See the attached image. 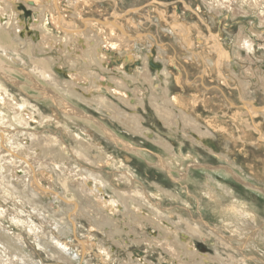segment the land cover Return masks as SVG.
Instances as JSON below:
<instances>
[{
  "label": "rangeland",
  "instance_id": "obj_1",
  "mask_svg": "<svg viewBox=\"0 0 264 264\" xmlns=\"http://www.w3.org/2000/svg\"><path fill=\"white\" fill-rule=\"evenodd\" d=\"M68 1L63 0L65 4ZM92 1L94 3L92 5L93 8L88 11L89 13H86V18H94L100 20V22H107L103 18L111 19V22L118 20L121 26L122 24L126 26L124 29L126 28L125 30L129 33H132L134 29H130L127 21L133 18L132 20L141 29V34L151 33L155 40H157L154 46L157 50L163 45L165 55H167L166 65L171 72L169 84L170 96H180L184 111L196 120L203 130L207 129L213 135V138L211 137V145L208 144L207 146L217 151L219 150L221 157L224 156L226 159V163L215 157L214 154H210L200 145L191 144L189 140L181 135H169V131L162 127L157 116L154 115L148 106L146 107V113L139 110V113L145 119L143 125L147 129L156 132L164 140H168L174 146L177 156L181 155V157L179 156L177 158L179 159L178 161H176L177 159L170 160V156L151 141L149 142L137 137L132 139L114 122L110 123V120H102L104 119V114H106L105 112L102 111V113H99L91 110V108L84 110L85 108L82 103L76 100L71 101L70 103L74 106L73 110H76V113L83 111L86 115L90 114L94 118L101 120V123L105 124L112 132H115L118 137L121 136L132 147L141 149L143 152L140 154L146 155L145 159L139 155H134L124 148L116 147V144L110 143L112 142L111 140L98 137L95 134L108 155L111 154L117 162H123L129 167L127 170L122 166L118 168L106 166L101 174L107 177L110 176V178L121 177V175L125 176L123 172L126 170L133 177L131 179V185L122 183L119 179H116L114 180L116 183H112V186L115 188L106 186L104 189L107 196L111 198V201L113 200L115 206H111L114 208L113 212L116 210V213H113L110 207V211L106 210L104 212L110 215L121 229L126 230L127 235L123 232L121 238L115 237L116 239L113 240L107 235L108 231L106 229L91 228L90 224L78 216L74 220L76 228L74 235H70L65 240L72 252L84 256L78 264H178L172 259L170 254L168 255L167 252L162 251L163 249L160 245H156V241L159 240L157 237V229L146 225L143 228H135L132 235H128L129 230L127 229L130 226L129 221L132 219L135 220V215L139 212L133 211L132 208H129L127 204L122 202L123 199L119 197L118 193L121 191L125 192L127 197L132 200L145 197L151 207L160 210L164 215L172 213V219L175 222L179 223L178 220L181 222L182 219L183 223L191 219L197 225L202 223L211 232L215 230L220 234L216 235L220 238L222 236L225 238L223 242H228L229 244L231 240L232 253L238 259L245 258L244 262L238 260L239 264H264V115L260 113L261 108H264V89L262 83H260L264 82V25L262 26V22H259L260 18L258 15V12H263V10H257V12L253 13L249 10V7L241 3L245 7V15L238 14L234 16L229 9H222L219 15L214 12L215 8L213 7L217 0ZM220 1L222 2V0ZM261 2L262 6H264V0ZM65 4L61 6L63 7ZM61 9L63 10V8ZM131 10H136V12L129 14ZM157 11L164 14V19H166L167 23L176 22L173 25L179 24L177 27L184 24L182 27L188 31L189 38L193 40L192 45L194 48L192 45L188 48L187 46L183 48L177 36L171 34L173 33V29L166 27L157 20ZM229 12L234 17H231ZM113 15H116V17L114 18ZM146 15L148 19L152 18L151 22L154 25L150 24L148 19L144 20ZM228 16L231 18L228 19ZM28 17L24 16V19L26 20ZM65 17L67 18L66 15ZM67 19H70V17L68 16ZM174 31L179 30L174 29ZM238 34L252 41V51L248 52L249 59H247V53H244V50L240 49L238 52L239 48L236 47ZM208 37L217 38L221 48L229 53V59L223 63V68L222 66L220 68L223 79H226V83L229 86L224 83V80L220 77L221 74L216 72V68L214 69L217 59L212 49H210V46L214 44V40L208 39ZM151 49L152 45L148 44V48L146 50L142 49L141 52L147 55ZM152 54L154 55V51ZM193 54L197 55V60L193 61V57L192 61H190L189 56ZM114 55L117 57L118 54L114 53ZM211 58L213 59L211 60ZM156 63L159 67H162L160 59ZM151 68L154 69L153 67L149 69L152 70ZM22 69L27 72L25 68ZM152 71L154 72V70ZM247 71L248 73H246ZM4 74L9 78L14 76L17 82L13 80L11 83L5 80L2 76ZM179 77L182 78L180 79L182 81L181 83L177 82V78ZM106 78L108 77H105V75L101 76L102 81ZM0 81L4 84L5 89L8 90V93L10 95L14 94L13 96L18 97L21 102H26L29 99V104L34 105L44 115L51 116L52 111H56L60 113V117L63 116L67 119L66 121L61 120L63 124V127H61L62 125L58 121L50 118L42 121V119L36 117L37 121H30L26 125V128L23 124H19L17 120H12L9 115L10 112L8 111V114H6L7 110L4 108L1 110L0 117H4L7 121L0 122V128L3 126L8 134L9 132L11 135L13 134L8 139V143L11 146L8 145V148L10 147V150L17 149L20 154L18 152L16 154L23 161H27V158L22 155L29 152L30 154H34L33 156L35 158L39 156L38 152H33L32 150L28 152L26 150L28 147L24 145V139H28L30 133L35 132L42 135L48 134L55 138L60 137L61 139H58L60 141L63 140L64 143L61 142L65 144L63 147L67 149L68 155H71L70 157L78 164L77 167L81 169L77 170L70 163H64V166L63 163L58 164L52 157L41 158L39 156L41 159L40 164H50L49 167L41 171L43 174L47 173V177L50 176L51 180H53H45L43 185L46 188L50 184L55 193L63 194V197L67 200L78 202L76 200L79 198H74V195L70 192H64L65 190L56 185L55 182L57 175L63 173L64 175H69L68 179L71 186H75L76 184L80 185V180H82V176L85 173L82 170H85V168L93 170V168L89 169L79 159L74 158V155L70 152L71 142L65 132H63L64 128H67L69 131L76 132L85 137V140L88 141L89 137L87 138L86 134L82 132V129L85 131L84 128L88 124L85 120L71 112V109L68 113H61L60 109H57L61 105L56 104L50 97V95H53L55 99V96L59 94L56 91L39 95L33 78L30 80L28 76H21V74L11 75L9 72H3L2 74L0 73ZM239 82L248 84V97L243 96ZM192 99L200 101L192 107ZM243 99L251 103L252 106L246 107L242 102ZM119 107L126 113H131L122 105ZM25 133L26 135H24ZM158 159L167 163L165 167L168 165L171 168L170 171H165L160 167L158 165L160 162ZM0 166L2 170L4 166ZM204 166H207V168H204ZM221 166L231 168L240 179L235 181L232 178V174L221 173V169L217 171V167L221 168ZM18 167L20 168L16 172H18L19 176L23 177L24 165L21 164ZM211 167L213 169L210 170ZM50 169L54 171L52 172ZM118 172L120 173L118 174ZM170 174L176 181L181 178V174L187 178L176 182ZM112 179L114 178H111V182L113 181ZM246 183L255 189L250 188ZM218 184H222L226 188L228 187L240 202L248 204L249 211L251 213L254 212V216L256 215L255 221L253 219L241 218L237 214L238 209L236 204H234L229 196L221 194ZM158 188L170 191L177 198L173 199L165 196L162 194V191H158ZM210 194L214 197L211 198ZM49 195V198L46 197L45 204L58 214L61 213L57 208L58 199L53 201V195ZM15 198L8 196L0 190V229L9 238L16 241L19 240V242L21 241L20 244L24 247L27 256H30V259L35 261V264H62L60 262L58 263L51 255H46L45 250H43L45 247L41 246L39 248L34 235L27 229V224L31 222L37 229L38 234L46 235L52 230V222L47 219L45 220L43 216L39 215L38 217L36 212L30 210L28 206L25 207L23 203ZM71 204L73 206L74 203ZM72 206L70 215H76L78 210L74 211L76 209L75 204L74 209ZM129 213L132 214L130 218ZM132 216L135 217L133 218ZM92 225L95 226L94 224ZM211 229L214 230L212 231ZM177 236L183 237V234L177 232ZM187 239L193 244V249L190 250L195 249L194 251L196 253L198 252V255L208 254L211 258L217 255L213 246L214 243L208 237H203L201 240ZM133 240L136 242H133ZM243 241L245 242L243 243ZM118 242H121L120 245L116 244ZM2 248L0 247V251H2ZM98 248L105 253H100L101 251ZM178 250L180 252V248ZM219 251L222 258L227 259L229 252L222 249ZM107 253L109 256L106 255ZM180 255L182 257L181 261L184 262V260L186 261L188 259L183 253ZM32 261H28V264H31ZM74 264L77 263L74 262ZM205 264L220 263H217V261H208Z\"/></svg>",
  "mask_w": 264,
  "mask_h": 264
},
{
  "label": "bare ground",
  "instance_id": "obj_2",
  "mask_svg": "<svg viewBox=\"0 0 264 264\" xmlns=\"http://www.w3.org/2000/svg\"><path fill=\"white\" fill-rule=\"evenodd\" d=\"M261 1L262 0H222L221 2L217 0L213 7L215 8L214 12L219 15L222 9H229L234 16L238 14L245 15L244 11L246 10L241 3L249 7V10L253 13L262 9L263 12H258V15L260 18L259 22H262L261 25L263 26L264 6H262ZM62 4H65L63 0H0V73L9 72L11 75L21 74V76H28L30 80L33 78L39 95H43V93L49 94L50 92L52 93V91L59 93L58 96H55V99L53 95H50V97L56 104L61 105L60 108L57 107V109H60L61 113H68L71 109V112L77 117L85 120L88 125L85 126V131L82 129V132L86 134L87 138L89 137V140L87 139L88 141L85 140V137L76 132L73 133L67 128H64L63 132H65L71 142L70 152L74 155V158L79 159L81 162L85 163L89 169L93 168V170H88V168L82 170L85 173L84 176H82V180H80L81 184H74L75 186L69 184L68 174H65L67 176L63 173L57 175V180L55 179L56 185L62 187L65 190L64 192L73 194L74 198H79L76 200L78 202L67 200L63 197V194L55 193L50 184L49 187L45 188V185H43L45 180L53 181L50 176L47 177V173L43 174L42 172L45 168L49 167L50 164H40V157H52L58 164L63 163L64 166V163H70L77 170L81 169L77 167L78 164L70 157L71 155H68L67 149L63 147V145L65 146V144H62L63 140H61V142L58 139L60 137L55 138L48 134L30 133L29 138L24 139V145L28 147L26 150H28V152L29 150L38 152L40 157L36 156L35 158L33 156L34 154H30L29 152L22 155L27 158V161H23L20 159L18 155L20 152H18L17 149H9L11 146L8 143V139H10L13 134L11 135L10 132L8 134L2 126V128H0V165H3L4 168L2 170L0 169V190L8 196L13 198L16 197L25 207L28 206L30 210L36 212L38 217L39 215L43 216L45 220L47 219L52 222V230L51 232L49 231L50 233L47 232L48 234L46 235L38 234L37 229L31 222L27 224V229L34 235L37 246L39 248H41V246L45 247L43 250H45L44 252L46 255H51L58 263L74 264L75 262L78 264L80 259H83L84 256L72 252L65 241L70 235H74L76 231L74 220H76L78 216L90 224L91 228L106 229V231H108L107 235L113 240L116 239L115 237L121 238L123 232L127 235L126 230L121 229L118 224L114 222L113 218L104 212L106 210L110 211V208L113 212L114 209L111 206L114 205L113 200L111 201V198L107 196L104 189L106 186L115 184L116 182H114V180L116 179H119L122 183L131 185V179L133 177L125 170L123 172L125 176L111 177L114 178L111 182L110 176L107 177L101 174L106 166L117 168L122 166L127 170L129 167L123 162H117L111 154L108 155L106 150L104 151L98 137L111 140L112 142L110 143L116 144V147L124 148L130 153L139 155L144 159L146 155L140 154L143 152L141 149L132 147L126 140L121 138V136L118 137L115 132H112L105 124H102L101 120L94 118L90 114L86 115L83 111L76 113L77 111L73 110L74 106L70 103L71 101L76 100L82 103L85 108L84 110L91 108V110L99 113H102V111L105 112L106 114H104V116L101 114L104 117L102 120H110V123L114 122L132 139L137 137L149 142L151 141L167 153L170 156V160H176L179 156L181 157V155L177 156L174 146L169 143L168 140H164L156 132L147 129L143 125L145 119L139 113V110L146 113V107L148 106V108L153 111L154 115L157 116L162 127L169 131V135H181L189 140L191 144L200 145L210 154H214L215 157L223 160L225 163L226 159L224 156L221 157L219 150L217 151L207 146L208 144L211 145V137L213 135L207 129L203 130L199 123L184 111L181 97L170 96L169 84L171 72L166 65L167 55H165L163 45L158 48L159 51L154 47L157 40H155L151 33L141 34V29L134 20H132L133 18L127 21L130 29H134L132 33L127 32L125 30L126 28L124 29L126 26L123 24L121 26L118 20L111 22V19L109 20L106 18L104 21L107 20V22H100V20L94 18H86V13H89L88 11L93 8L92 5H94V3L92 0H69L66 3L67 6H65V4L63 7L61 6ZM61 8H63V10ZM25 11L29 13L25 14ZM132 12H136V10H131L129 14ZM156 13L158 16L157 20L160 23L173 29V33L171 34L177 36L183 48H186V46L188 48L192 45L193 40L189 38L188 31L182 27L184 24L180 26L181 28L177 27L179 24L173 25L174 23L176 24V22L167 23L166 19H164V14L159 11ZM22 14L29 17L25 20ZM65 15L67 18L69 16L70 19H67ZM232 15L231 17H234ZM115 17L116 15L114 18ZM231 17L228 16L227 18L230 19ZM146 19H148L147 15L144 17V20ZM151 20L152 18H149L148 22L153 24ZM174 29H178L179 31H174ZM240 34H238L237 37L238 41L236 47L239 48L238 52L240 49L244 50V53H247V59H249L248 52L252 51V41ZM208 39L214 40L213 47L210 46V49H212L217 59L215 67H213L214 69L216 68V72L220 73V77L223 79L220 68L222 65L224 66L223 63L229 59V53L221 48L217 38L208 37ZM148 44L152 45V49L147 55H144L141 51L142 49L146 50ZM153 51L154 55L152 54ZM123 52H125V55ZM114 53L118 54L117 57ZM196 54L189 56V60L192 61L193 57V61L197 60ZM159 59L162 62V67H159L156 63ZM212 59L213 58H211V60ZM150 67L154 68H151L154 72L149 69ZM22 68H25L27 72ZM246 73H248V71ZM103 75L108 78L102 81L101 76ZM2 76L11 83L13 80L17 82L14 76H12V78H9L6 74ZM181 77L177 78L178 83L182 82L180 80L182 79ZM223 80L224 83L229 86V84L226 83V79L224 78ZM239 83L243 96L248 97V84L244 82ZM260 83H262L264 89V82ZM13 95L8 93V90L5 89L4 84L0 81V113L1 110L5 108L7 110L6 114H8V111L10 112L9 115L12 120H17L19 124H23L25 127L30 121H37L36 117L42 119V121L44 119L47 120V118L58 121V123L62 125L61 127H63L61 120H67L63 116L60 117V113L56 111H52L51 116L44 115V113L40 112L34 105L29 104V99L26 102H21L18 97ZM244 99L242 101L244 105L246 107H251L252 104ZM199 101L192 99V107ZM120 105L128 109L131 113H126L119 107ZM260 113L264 115V108H261ZM2 114L4 115V113ZM5 120L4 117H0V122ZM95 134L98 137H96ZM24 135H26V133ZM8 145L10 146L9 148ZM17 152L18 154H16ZM188 157L191 159L190 156ZM158 160L160 161L158 164L160 167L165 171H170L171 168H169L168 165L166 166L167 169L165 167L167 163H164V161L160 159ZM178 160L179 159L176 161ZM20 163L24 165L23 177L19 176L18 172H16V170L20 168L18 167L21 165ZM204 168H207V166H204ZM211 169L213 168L211 167L210 170ZM219 170L221 173L225 172L232 174V178L235 181L240 179L239 176L227 166H221V168L217 167V171ZM119 173L120 172H118V174ZM186 178V176L181 174V178L178 181L180 182ZM174 181L176 180L174 179ZM218 185L221 194L229 196L234 204H236L238 209L237 214L241 218L253 219V221H255L256 215L254 216V212L251 213L249 211L250 208L248 204L240 202L233 191L228 187H223L222 184ZM247 185L255 189L249 184ZM161 188H158V191H162V194L165 196H169L173 199L177 198V196L173 195L170 191H165ZM48 193L53 195V201L58 199L57 208L61 213L58 214L45 204L46 197H50ZM118 193L119 197L123 199L122 202L127 204L129 208H132L133 211L139 212L135 215V220H128L130 222V226L127 229L130 231V233L128 231V235H132L135 228H143L146 225L157 229V237L159 240L156 241V245H160L163 249L162 251L167 252L168 255L170 254L172 259L178 264H205L208 261H217V263L220 264H239V261L244 262L245 258L238 259L237 256L232 253L231 240L229 239V244L228 242H223L225 238L223 236L220 238L216 235L219 233L214 229V231L211 229L213 231L211 232L207 230L202 223L197 225L191 219H189L190 221L187 219L188 222L184 221L183 223L182 219L181 222L178 220L179 223L175 222L172 219V213L164 215L160 210L151 207L145 197L132 200L127 197L125 192L121 191ZM211 194L210 197L213 198L214 196ZM71 203L75 204L76 209L74 211L78 210L76 215H70L72 212ZM74 204L72 206L73 209ZM78 206L79 208H77ZM113 213H116V210ZM131 215L132 214L129 215V218ZM100 231L104 232L105 230ZM177 232L183 234V237L177 236ZM203 237H208L213 241V246L217 253L214 258H211L208 254L198 255V252L196 253L194 251L195 249L192 251L190 250L193 249V244L187 238L201 240ZM20 242L19 240L16 241L9 238V236L5 235L0 229V247H3L2 251H0V264H28V261H32L30 256H27ZM133 242L136 241L133 240ZM244 242L245 241H243V243ZM120 243L118 242L116 244L120 245ZM87 245L91 246L90 244ZM178 248H180V252L179 250L177 251ZM98 249L101 251L100 253L104 252L100 248ZM221 249L229 252L227 259L222 258L221 254H219V250ZM181 253L188 257L186 260L187 262L185 260L184 262L181 261ZM106 255H108V253ZM31 264H35V261H32Z\"/></svg>",
  "mask_w": 264,
  "mask_h": 264
},
{
  "label": "water",
  "instance_id": "obj_3",
  "mask_svg": "<svg viewBox=\"0 0 264 264\" xmlns=\"http://www.w3.org/2000/svg\"><path fill=\"white\" fill-rule=\"evenodd\" d=\"M28 13H29V12H26V11H25V14H28Z\"/></svg>",
  "mask_w": 264,
  "mask_h": 264
},
{
  "label": "crops",
  "instance_id": "obj_4",
  "mask_svg": "<svg viewBox=\"0 0 264 264\" xmlns=\"http://www.w3.org/2000/svg\"><path fill=\"white\" fill-rule=\"evenodd\" d=\"M112 18V17H111ZM106 18H103V20H105ZM110 20V19H109Z\"/></svg>",
  "mask_w": 264,
  "mask_h": 264
}]
</instances>
